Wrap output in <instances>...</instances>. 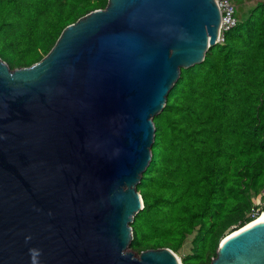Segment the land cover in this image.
Here are the masks:
<instances>
[{
	"label": "water",
	"instance_id": "95a60500",
	"mask_svg": "<svg viewBox=\"0 0 264 264\" xmlns=\"http://www.w3.org/2000/svg\"><path fill=\"white\" fill-rule=\"evenodd\" d=\"M221 28L215 0H107L39 61L0 59V264H182L168 247L130 250V224L153 117ZM251 222L210 264H264Z\"/></svg>",
	"mask_w": 264,
	"mask_h": 264
},
{
	"label": "trees",
	"instance_id": "16d2710c",
	"mask_svg": "<svg viewBox=\"0 0 264 264\" xmlns=\"http://www.w3.org/2000/svg\"><path fill=\"white\" fill-rule=\"evenodd\" d=\"M106 4L0 0V59L10 69L39 61L66 25ZM224 34L181 68L153 117L143 208L130 224L137 254L168 247L182 264H210L221 239L264 212V0Z\"/></svg>",
	"mask_w": 264,
	"mask_h": 264
},
{
	"label": "built area",
	"instance_id": "2783aa9c",
	"mask_svg": "<svg viewBox=\"0 0 264 264\" xmlns=\"http://www.w3.org/2000/svg\"><path fill=\"white\" fill-rule=\"evenodd\" d=\"M221 12V36L219 42H224V31L235 27L238 23L235 17V8L231 0H215Z\"/></svg>",
	"mask_w": 264,
	"mask_h": 264
},
{
	"label": "rangeland",
	"instance_id": "374dc122",
	"mask_svg": "<svg viewBox=\"0 0 264 264\" xmlns=\"http://www.w3.org/2000/svg\"><path fill=\"white\" fill-rule=\"evenodd\" d=\"M235 7V15L239 21H243L247 16L249 15L251 9L256 5L258 0H231ZM257 205L261 203L259 198L256 199L255 202ZM192 236L188 237L187 244L184 248V250H187L189 248V241L191 240ZM178 258L180 259V255H178Z\"/></svg>",
	"mask_w": 264,
	"mask_h": 264
},
{
	"label": "bare ground",
	"instance_id": "6f19581e",
	"mask_svg": "<svg viewBox=\"0 0 264 264\" xmlns=\"http://www.w3.org/2000/svg\"><path fill=\"white\" fill-rule=\"evenodd\" d=\"M264 221V212L261 213L255 220H253L249 225L253 224V223H257V222H261ZM248 225V226H249Z\"/></svg>",
	"mask_w": 264,
	"mask_h": 264
},
{
	"label": "clouds",
	"instance_id": "9594fccd",
	"mask_svg": "<svg viewBox=\"0 0 264 264\" xmlns=\"http://www.w3.org/2000/svg\"><path fill=\"white\" fill-rule=\"evenodd\" d=\"M233 5H234V4H233ZM234 8H235V7H234ZM235 17H236V16H235ZM236 18H237V17H236ZM237 20H238V19H237ZM238 22H239V20H238ZM237 24H238V23H237ZM216 43H218V42H216ZM216 43H215V44H216Z\"/></svg>",
	"mask_w": 264,
	"mask_h": 264
}]
</instances>
